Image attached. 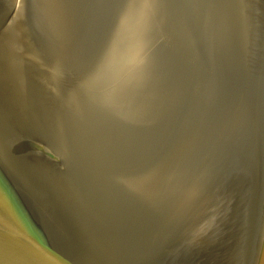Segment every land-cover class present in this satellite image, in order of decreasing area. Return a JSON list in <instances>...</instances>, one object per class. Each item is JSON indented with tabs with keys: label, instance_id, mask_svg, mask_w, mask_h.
Here are the masks:
<instances>
[{
	"label": "water",
	"instance_id": "obj_1",
	"mask_svg": "<svg viewBox=\"0 0 264 264\" xmlns=\"http://www.w3.org/2000/svg\"><path fill=\"white\" fill-rule=\"evenodd\" d=\"M0 264H264V0H0Z\"/></svg>",
	"mask_w": 264,
	"mask_h": 264
}]
</instances>
